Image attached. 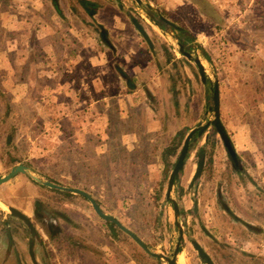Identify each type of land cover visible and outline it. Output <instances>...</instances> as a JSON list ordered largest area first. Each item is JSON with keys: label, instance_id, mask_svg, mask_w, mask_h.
<instances>
[{"label": "rangeland", "instance_id": "rangeland-1", "mask_svg": "<svg viewBox=\"0 0 264 264\" xmlns=\"http://www.w3.org/2000/svg\"><path fill=\"white\" fill-rule=\"evenodd\" d=\"M89 1L94 15L79 0H0V175L19 161L41 180L81 188L151 250L169 255L177 230L167 178L188 129L213 117L209 84L178 53L173 35L180 32H160L133 0ZM142 2L204 48L209 61L191 52L218 81L220 119L241 162L240 171L232 168L217 133L192 144L170 193L183 226L179 253L185 264H206L194 239L214 264H264V0ZM144 60L154 67L141 78L132 68ZM116 64L131 71L138 91H129ZM65 66L67 79L83 80L68 97L80 96L82 105L62 106ZM175 135L176 154L164 159L162 148ZM199 149L202 172L190 183ZM0 198L17 206L34 198L55 218L61 232L50 240L52 264H166L106 223L83 196L27 173L0 184Z\"/></svg>", "mask_w": 264, "mask_h": 264}, {"label": "water", "instance_id": "water-1", "mask_svg": "<svg viewBox=\"0 0 264 264\" xmlns=\"http://www.w3.org/2000/svg\"><path fill=\"white\" fill-rule=\"evenodd\" d=\"M85 0H80L81 3H83ZM134 3L138 8H140L144 14L147 16V18L151 21V23L163 34H166L167 27L170 28V30H175L177 32L182 31V28L178 26L176 23L172 22L165 16H163L161 13H159L157 10H155L150 4L142 2V0H133ZM131 22L135 26V28L138 30V32L142 35V37L145 39V41L150 45V39L143 29V27L139 24V22L134 18L130 17ZM172 34V32L170 31ZM101 36L103 38L105 37L104 32H101ZM174 40L176 42V49L179 54L187 58L189 61H192L196 68L199 75V79L201 83L204 86H207L209 84V90L211 92V104L208 106V110L212 111L213 117L208 119L204 123H197L195 126L191 127L185 134L183 141L181 143L180 149L178 151V154L176 156V159L171 167V170L168 174L167 178V184L165 189V198L171 203L172 209H173V219H174V226L177 230V237L176 242L173 245L172 251L169 253V255L163 254L159 251L151 250L148 245L131 229L126 227L124 224H122L116 217H114L112 214L105 213L101 210L99 205L97 204L96 200L85 190L77 187H71V186H65L60 185L51 181L41 180L37 178L36 176L32 175L30 173L29 169L22 164H16L12 166L8 172H6L3 175H0V184L6 182L7 180L11 179L18 173H27L29 174L35 181L49 187L52 189H58L62 191H68L71 193L79 194L86 198L90 204L94 212L102 218L104 221H110L112 222L117 228L125 232L146 254L153 256L159 260H163L166 264H176V256L178 252L180 251V242L183 238V226L180 224L179 217H180V211L178 207L177 201L170 196L172 187L175 184V181L179 178V172L183 167L185 157L187 150L189 146L191 145L192 141H195L197 137H200L202 133L209 127L213 126L217 132V134L220 136L224 147L227 151V154L231 161L237 165L238 164V157L234 151V148L230 142V139L225 131V128L221 122L220 119V96H219V86L217 79L213 76V79L211 81V78H209L207 74V68L204 65L203 61L200 59V57L197 54H193L181 41V34L180 35H173ZM120 75L125 78L126 85L128 87H132L133 83L130 81L129 78L126 77V74L119 68L116 67ZM194 134H196L194 136ZM203 150L200 149L198 151L199 158L197 160L196 169L194 171V174L192 176L191 182L193 183L196 179H198V176L200 175L203 167V161L204 157L202 156ZM8 210L12 213L20 214L19 211L14 209L11 206H8ZM23 216V215H22ZM191 244L194 247V249L197 251L198 256L200 259H202L206 264H214L209 257V255L206 253V251L198 244V242L194 239H191Z\"/></svg>", "mask_w": 264, "mask_h": 264}, {"label": "flooded vegetation", "instance_id": "flooded-vegetation-1", "mask_svg": "<svg viewBox=\"0 0 264 264\" xmlns=\"http://www.w3.org/2000/svg\"><path fill=\"white\" fill-rule=\"evenodd\" d=\"M81 4L87 12H92L95 5L94 2L88 1ZM210 127L214 128L213 126L208 128ZM208 128L200 137L192 141L190 146L202 136L207 139ZM215 133H217L216 130ZM14 164L25 165L19 161H15ZM0 202L3 204L0 206V264H52L50 240L61 231L50 212L46 211L34 198L25 206L10 205L1 198ZM8 206L13 207L23 216L10 212Z\"/></svg>", "mask_w": 264, "mask_h": 264}, {"label": "crops", "instance_id": "crops-1", "mask_svg": "<svg viewBox=\"0 0 264 264\" xmlns=\"http://www.w3.org/2000/svg\"><path fill=\"white\" fill-rule=\"evenodd\" d=\"M80 1V0H79ZM85 1H88V2H92V1H89V0H85ZM81 3V2H80ZM82 5V4H81ZM89 13H91V14H95V11H92V12H89ZM101 32H104V31H100V33H99V35L101 36ZM104 34H105V37L106 38H103L102 36H101V38H102V40L104 41V42H106L107 43V41H108V43H109V40H108V38H107V36H106V32H104ZM142 36V35H141ZM150 39V38H149ZM145 40V39H144ZM146 42V41H145ZM151 42V41H150ZM107 43V44H108ZM147 43V42H146ZM110 45V44H109ZM147 45H148V47L149 48H151L152 47V43L149 45L148 43H147ZM162 49H163V47H162ZM165 53V52H164ZM65 56V55H64ZM164 56H165V54H164ZM128 58V57H127ZM166 58V57H165ZM70 59V58H69ZM72 61H74L75 62V60H72ZM115 67V70L117 71V73L120 75V73L118 72V70L116 69V67H119L125 74H126V77L127 78H129L130 79V81L133 83V86L132 87H128L127 85H126V80H125V78H123L121 75V77H122V79L124 80V82H125V85L129 88V91H131L132 90V93H135L136 91H138L139 90V88H138V81L137 80H135V79H133V78H130L129 76H128V74L127 73H131V71L130 70H127L126 68H122V67H120L119 65H115L114 66ZM128 67H130V65H128ZM146 67L148 68V69H150L151 67H154L152 64H150L149 62H147V61H142V62H136V65H134V67L132 68L133 69V72H135L136 74V76H139V77H141V78H143L142 77V74H143V70L144 69H146ZM156 67H157V65H156ZM131 68V67H130ZM69 69V66H65L64 68H62V106H64V107H67L68 105H70V103L69 102H71L72 100L74 101V102H77L76 104H74L75 106H78V105H82V103L84 102L82 99H81V97L80 96H74V98L73 97H71L72 98V100H70V99H68V97L69 96H72V95H70L71 94V92L72 91H74V89H76V90H78L79 89V87L81 86V84H82V79L79 81V83H78V80H76V82H74L73 83V81H70V79H67L66 77H65V74L64 73H66L67 72V70ZM155 70V69H154ZM132 74V73H131ZM158 74H159V72H158ZM67 80V81H66ZM200 80V79H199ZM201 82V81H200ZM81 83V84H80ZM203 85V84H202ZM100 88H97V90H94V91H98ZM127 94H131V93H125V94H118V96L119 97H126L127 96ZM106 99V97H102V98H99V99H96V100H94L93 102H100V101H104ZM117 100H119V99H117ZM82 101V102H81ZM91 104V103H90ZM222 122V121H221ZM223 124V123H222ZM224 126V125H223ZM189 130V129H188ZM171 140V139H170ZM172 141V140H171ZM167 145V144H166ZM166 147V146H165ZM163 150H164V148H162V153H163ZM233 168V167H232ZM236 170V169H235ZM241 170V162H240V160H239V157H238V164H237V170L236 171H240ZM202 172V171H201ZM95 199V198H94ZM96 200V199H95ZM97 202V201H96ZM97 204H98V202H97ZM224 207L226 208V209H224L225 211H227V212H229V208L227 207V205H224ZM250 227H252L251 225H250ZM209 235V234H208ZM210 236V235H209ZM178 256V255H177Z\"/></svg>", "mask_w": 264, "mask_h": 264}, {"label": "trees", "instance_id": "trees-1", "mask_svg": "<svg viewBox=\"0 0 264 264\" xmlns=\"http://www.w3.org/2000/svg\"><path fill=\"white\" fill-rule=\"evenodd\" d=\"M52 2H53V4L55 6H57L56 0H52ZM181 41H182L183 44H186L187 48L190 51L191 50H193V51H196V50L200 51L202 57L204 59H206L207 61H209V58H208L207 54L205 53L204 48L200 44L195 43L194 42L195 41L194 37L189 32H187L186 30H184L183 28H182V31H181ZM164 52H165L164 54H165L166 60H170V59H172V57H174V56H172V54H169V52L165 48H164ZM213 135H215V130H214V128H211L208 131V136L207 137L209 138V136L211 137ZM178 138L179 137L175 135L174 138L172 139V141L170 142V144H168L164 148L163 153H162V157L164 159H166L171 154H176L178 142H175V141H177ZM191 148H192V146H190L188 148L185 159L188 157V155H189V153L191 151ZM231 164H232L233 169L234 170L235 169L237 170V165H235L232 161H231ZM62 193H64V194H71V192H68V191H62ZM222 207L224 209H226L223 204H222ZM106 223L110 224L113 228L115 227L114 224L112 222H110V221H106Z\"/></svg>", "mask_w": 264, "mask_h": 264}, {"label": "bare ground", "instance_id": "bare-ground-1", "mask_svg": "<svg viewBox=\"0 0 264 264\" xmlns=\"http://www.w3.org/2000/svg\"><path fill=\"white\" fill-rule=\"evenodd\" d=\"M177 255L178 256H176V264H185L186 262H185L184 257L180 253Z\"/></svg>", "mask_w": 264, "mask_h": 264}]
</instances>
